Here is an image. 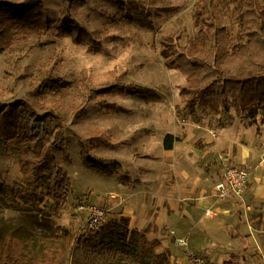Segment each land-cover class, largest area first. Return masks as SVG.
Wrapping results in <instances>:
<instances>
[{"label":"rangeland","instance_id":"374dc122","mask_svg":"<svg viewBox=\"0 0 264 264\" xmlns=\"http://www.w3.org/2000/svg\"><path fill=\"white\" fill-rule=\"evenodd\" d=\"M202 2L0 0V12L13 6H38L49 21L45 31L29 29L25 35L18 31L10 47L0 50V105L25 104L40 116L51 114L61 120L66 148L54 151V156L70 175L73 191L69 204L56 217L55 203L49 197L50 157L36 175L25 178L23 174L26 162L38 161L42 145H48L47 138L34 143L21 135L16 141H1L0 238L16 235L36 242L41 248L64 250L71 235L77 240L91 238L99 235L108 222L121 219H112L109 214L100 229L90 230L86 213L79 209L83 202L107 210L104 202L115 199V187L148 188L153 182H170L190 167L186 158H192L196 152L194 145L201 148V143H191L184 149L178 147L176 155L172 154L176 163L170 165L164 157L165 138L172 133L174 143L181 144L188 134L187 123L197 120L198 113L205 117L216 113L209 105L197 107L194 114L185 109L181 91L187 87L186 78L166 66L164 44L169 37L178 40L182 47L193 44L199 36L197 7ZM208 2L218 25L226 28L235 44L243 41L238 37L240 24L234 0ZM258 4L264 6V0H258ZM67 19L87 31L95 47L75 44L69 37L59 38L58 29ZM49 80L53 85L48 88L45 83ZM114 85H133L150 90L157 97H99L84 107L85 113H80L83 106L78 99L79 88L99 91ZM231 112L234 109L222 113L226 117ZM241 119L247 125L257 126L261 135L263 109L255 108ZM55 127L56 123L49 119L48 130ZM83 151L96 160L119 163L122 171L105 174L88 167L82 161ZM222 157V161L228 158L237 166L228 155ZM238 167L249 174V190L251 172L248 167ZM247 193L244 199L234 201L244 202ZM257 209L261 212L257 214L260 221L256 222L254 244L242 246L249 248L248 253L236 249L215 258L202 249L198 252L187 242L179 255L188 258L187 249H191L211 264H264V203ZM100 250L99 263H103L104 257L120 264H135L116 244L107 242L104 252L103 247ZM156 251L167 250L158 246ZM170 264L180 263L171 256Z\"/></svg>","mask_w":264,"mask_h":264},{"label":"trees","instance_id":"16d2710c","mask_svg":"<svg viewBox=\"0 0 264 264\" xmlns=\"http://www.w3.org/2000/svg\"><path fill=\"white\" fill-rule=\"evenodd\" d=\"M203 1L197 7L200 31L193 44L182 47L174 37L167 38L164 44L166 66L179 71L186 78L187 87L181 91L185 109L194 114L197 107L209 105L217 115L234 109L240 117L255 108L264 110V6H259L258 0H234L240 24L238 37L243 39L235 44L226 28L218 25L208 0ZM48 27L49 21L38 6L7 8L0 12V50L10 47L18 31L25 35L29 29L41 32ZM58 37H69L75 44L95 47L88 32L78 29L70 19L61 23ZM45 84L49 88L53 82L49 80ZM79 90L78 99L83 106L80 113H85L84 107L99 97H157L154 92L133 85H114L99 91H88L84 87ZM54 117L51 114L40 116L25 104L0 105V144L1 141H16L21 135L34 143L47 138L48 145H42L38 161L26 162L23 174L25 178L36 175L38 168L50 157L49 197L54 201L55 214L59 217L69 204L73 191L70 175L61 168L54 156V151L66 148L61 120ZM49 119L56 123L53 131L47 128ZM174 141L173 135H167L165 149H172ZM82 161L88 167L105 174H112L114 170L122 171L119 163L107 164L106 161L91 158L86 151L82 152ZM107 242L120 246L129 258H133L135 264H170V251L158 253L156 248L160 241L149 240L144 232L130 228V220L124 217L108 222L99 235L91 238L81 237L77 240L71 235L64 250L41 248L36 242L21 236L4 235L0 238V262L120 264L119 261L104 257L103 263H99L100 249L103 247L104 252Z\"/></svg>","mask_w":264,"mask_h":264},{"label":"crops","instance_id":"0c3cea01","mask_svg":"<svg viewBox=\"0 0 264 264\" xmlns=\"http://www.w3.org/2000/svg\"><path fill=\"white\" fill-rule=\"evenodd\" d=\"M228 115L205 117L198 113L197 120L187 123L184 142L165 150V161L176 163L172 154L176 155L178 147L184 149L191 143L202 147L194 145V156L186 158L190 167L175 179L153 182L148 188L115 187V199L104 202L112 219H129L133 229L143 231L150 240H159L160 248L170 251L180 264H189L187 257L179 255L184 243L216 258L236 249L248 253L249 248L242 246L253 245L252 238L257 236L254 232L261 212L257 207L264 203V126L258 135L257 126L247 125L235 112ZM225 155L251 172V187L242 203L232 200L218 205L213 197L215 184L223 177Z\"/></svg>","mask_w":264,"mask_h":264},{"label":"built area","instance_id":"2783aa9c","mask_svg":"<svg viewBox=\"0 0 264 264\" xmlns=\"http://www.w3.org/2000/svg\"><path fill=\"white\" fill-rule=\"evenodd\" d=\"M223 177L215 184L213 197L217 204H223L234 199H244L249 187V174L243 168L230 163L228 158L222 161ZM80 211L86 213L87 225L90 230H98L107 223L109 212L99 206H86L83 202ZM208 212L207 214H209ZM190 264H211L205 257L194 250L187 249Z\"/></svg>","mask_w":264,"mask_h":264}]
</instances>
